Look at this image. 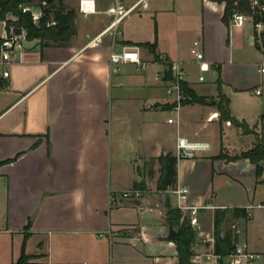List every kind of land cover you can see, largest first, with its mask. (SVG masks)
<instances>
[{"label":"crops","instance_id":"0c3cea01","mask_svg":"<svg viewBox=\"0 0 264 264\" xmlns=\"http://www.w3.org/2000/svg\"><path fill=\"white\" fill-rule=\"evenodd\" d=\"M64 1L76 10L71 40L41 45L29 39L24 61L0 77V264L16 261L23 243L30 264H178L166 216V203L176 206V195L159 188L156 159L176 154L178 137L209 145L177 160L176 185L187 187V203L199 207L201 229H213L216 208L246 207L239 237L264 252V230L258 232L255 220L264 200L228 204L219 192L232 182L264 181L241 156L264 135V91L258 88L264 90V59L250 87L261 96L254 122L246 110H236L230 91L245 89L228 70L233 42L254 44L252 27L223 22L225 4L216 0H94L91 12L80 9V0ZM118 2L124 10L135 7L114 22ZM196 39L208 62L204 69L190 51ZM131 42H156V53L180 62L187 86L209 101L184 103L178 114L165 115L173 104L166 65L149 46ZM124 46L137 47L145 66L128 62L112 72L109 55ZM208 71L213 85H206ZM219 91L248 130L220 121ZM143 182L140 198L111 203V193ZM204 214L210 215L208 230ZM228 215L235 217L228 212L225 220ZM225 225L222 234L231 229ZM207 249L196 236L193 252Z\"/></svg>","mask_w":264,"mask_h":264},{"label":"built area","instance_id":"2783aa9c","mask_svg":"<svg viewBox=\"0 0 264 264\" xmlns=\"http://www.w3.org/2000/svg\"><path fill=\"white\" fill-rule=\"evenodd\" d=\"M131 6L124 10L118 2L114 8L116 18L114 22H118L122 16L134 8ZM18 9L21 13L31 12L32 20L36 23L41 15V9L35 8L30 3H19ZM80 9L84 12H91L95 10L94 0H80ZM232 23L237 26L251 25L253 30V39L262 46L264 24L262 22H255L250 14L244 12H234L231 16ZM29 29L26 25L20 23L18 14L8 11L4 17H0V74L2 77L9 76V67L12 64L21 63L25 58L26 43L29 41ZM100 39L96 38L90 41V44H96ZM191 53L197 59L202 69L208 65L205 59V54L200 48V41L198 39L193 41L190 49ZM162 61L168 60L165 55L160 53ZM136 63L141 67L145 64L141 60L139 50L135 46H124L121 49L111 51L109 55V65L112 72H119L122 64ZM167 68L171 71L172 77L168 80L166 91L168 95L173 97L172 111L178 114L185 101L191 99V94L185 90L183 82L185 81L186 72L181 66L180 62L168 61ZM260 71H264L262 66ZM200 81L205 80L203 74L198 76ZM168 122H173L174 117H169ZM230 123V121H227ZM209 147L207 142L190 141L185 137H178L176 155L178 158L194 155L197 151L205 150ZM176 195V207L183 213L188 214L191 226L196 230L198 242L207 243L208 249L206 251H194L191 261L194 264H264V252L252 249L247 240L241 239L240 228L233 225L237 234V240L234 241L232 248L226 253L222 254L215 249V235L214 228L210 231H203L200 227L197 212L198 206L187 203L188 188L185 186L176 185L171 189ZM143 190L141 188L132 187L111 193L110 201L115 204L118 201L128 199H138L142 196Z\"/></svg>","mask_w":264,"mask_h":264},{"label":"trees","instance_id":"16d2710c","mask_svg":"<svg viewBox=\"0 0 264 264\" xmlns=\"http://www.w3.org/2000/svg\"><path fill=\"white\" fill-rule=\"evenodd\" d=\"M224 2L223 22L229 23L234 12H244L250 14L255 22L264 24V0H216ZM19 3H30L35 8L41 9V15L35 23L32 20L31 12L21 13L18 9ZM12 11L19 15L20 23L26 25L29 29V38L38 39L41 45L50 43L64 45L67 44L72 36L77 31L76 26V10L73 7H67L64 0H0V17H4L8 11ZM264 45V32L262 33ZM132 45H146L155 53L157 59H160V53H156V42H131ZM256 47L264 52L262 46L254 41ZM169 60L163 61L166 65V77L171 78L172 73L167 68ZM218 77V82L220 85ZM186 91L191 94V99L188 102L207 103L209 100L205 96L196 94L189 88L186 82H183ZM219 99L216 106L220 112V121H230L242 127L245 130L249 129L248 124L244 120H238L231 115L229 110V99L219 91ZM258 140L251 148L242 152L241 156L249 158L255 164L257 175H261L263 170L262 161L264 160V135H257ZM161 164L160 180L164 181L163 189H172L177 181V160L178 157L172 152L161 154L156 158ZM230 159V158H229ZM146 184L137 183V187L145 188ZM166 216L170 224L176 230V235L172 238L175 242V247L178 256V264H194L191 261L193 255L192 245L196 237V230L190 224L188 214L183 213L178 207L173 206L167 201ZM231 212L237 218H247V208L234 206L231 208H216L214 211V235L215 249L217 252L226 254L232 248L234 241L237 240V234L233 229H229L222 234L223 224L226 214ZM31 254L25 252L23 243L19 258L11 264H30Z\"/></svg>","mask_w":264,"mask_h":264},{"label":"rangeland","instance_id":"374dc122","mask_svg":"<svg viewBox=\"0 0 264 264\" xmlns=\"http://www.w3.org/2000/svg\"><path fill=\"white\" fill-rule=\"evenodd\" d=\"M248 28H251V25H249ZM240 30L241 28H235L234 32L237 33V31ZM232 49H233L234 64L232 66L231 65L228 66V70L232 74L233 83L244 87L245 90H242V92H240L239 94H235L233 91L230 92L233 96L236 110L238 112L242 110H246L250 122H254V116L255 113L257 112V107L259 106V101L261 100V96L256 95L255 91L251 92L250 87L254 84L253 80L256 77L257 64H259V62L264 59V55L262 50L256 47L253 43H249L248 41L245 42L242 41L241 43L237 41L235 44L233 42ZM198 73H199L198 70H194L195 77L198 76ZM205 75L207 78L206 85L209 84L213 85L216 77L212 73V71L205 72ZM258 88L264 91L262 87H258ZM129 111L132 113L134 112L133 110H129ZM164 114L175 115V112L167 110L165 111ZM231 130L235 134L236 131L235 128L232 127ZM234 139L237 140L236 134ZM235 149L236 148L229 147L228 152H232ZM226 158L234 159L236 158V155H226ZM238 168H246V167L242 164H239ZM261 175H262V180H264V166ZM243 181L242 183L232 182L229 185H225L222 189H220L219 192H221V194L224 196L223 199L225 200L226 203L231 204L237 202H244L246 200L248 201V199H251L252 197H254L253 198L254 203H258L264 200V181L259 182L256 185L251 184L250 181H244V182ZM247 186H249V188H246ZM142 190L144 194L145 191L144 189ZM255 216H256L255 220L256 222H258L260 229L258 232H261L262 230H264V223L259 224V222L264 219V208L257 210L255 212ZM209 218H210L209 214H204L203 226L205 230L209 229ZM225 224L226 227H230L231 229H233L234 224L240 229H243L245 224V219L232 217L228 215L225 220Z\"/></svg>","mask_w":264,"mask_h":264},{"label":"water","instance_id":"95a60500","mask_svg":"<svg viewBox=\"0 0 264 264\" xmlns=\"http://www.w3.org/2000/svg\"><path fill=\"white\" fill-rule=\"evenodd\" d=\"M252 40V39H251ZM0 77H2V75L0 74ZM212 102H215L214 100ZM164 181L161 180L160 184H159V188L163 189L164 188ZM176 235V230L173 228L172 225L169 226V237L173 238Z\"/></svg>","mask_w":264,"mask_h":264}]
</instances>
